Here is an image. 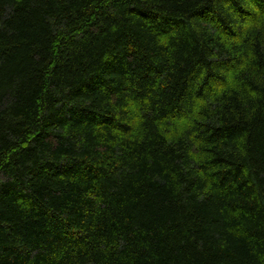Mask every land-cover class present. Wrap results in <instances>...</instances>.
Here are the masks:
<instances>
[{
    "label": "trees",
    "instance_id": "16d2710c",
    "mask_svg": "<svg viewBox=\"0 0 264 264\" xmlns=\"http://www.w3.org/2000/svg\"><path fill=\"white\" fill-rule=\"evenodd\" d=\"M0 264H264V0H0Z\"/></svg>",
    "mask_w": 264,
    "mask_h": 264
}]
</instances>
